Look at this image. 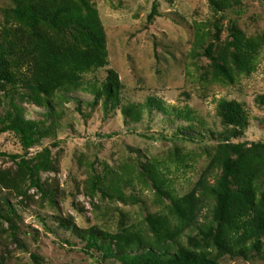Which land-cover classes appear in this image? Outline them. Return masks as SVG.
Returning a JSON list of instances; mask_svg holds the SVG:
<instances>
[{"label":"rangeland","instance_id":"obj_1","mask_svg":"<svg viewBox=\"0 0 264 264\" xmlns=\"http://www.w3.org/2000/svg\"><path fill=\"white\" fill-rule=\"evenodd\" d=\"M93 1L107 35L109 64L88 73L85 79L100 84L108 71H115L123 86L122 104L106 111L100 101L94 103L93 94L74 91L70 97L75 99L59 104L63 113L56 134L44 138L27 152L15 133L0 134L3 153L34 158L47 148L53 165L51 170L40 172V187H37L23 180L20 157L16 160L0 153V176L14 179L24 191L19 196L0 182V196H7L18 213L15 224L22 243L14 240L10 223L2 220L0 264H120L115 258L104 259L101 252L88 249L81 234L96 225L118 232L122 212L126 216L124 222L146 226L147 214L167 209L170 199H163V204L156 201V189L142 175L147 162L162 164L176 195L189 192L222 141L219 135L225 129L219 113L222 99L237 101L248 115L247 129L231 141L246 142L249 146L264 143V48L255 71L250 74L242 72L230 56L229 68L235 73V80L230 81L215 73L212 60L204 52L210 40L203 48L195 41L196 24H201L212 36L216 32L214 23L219 19L222 31L218 42L222 50L228 49L233 40L230 33L233 23L246 37H262L264 0H241L239 5L217 13L209 0ZM155 3L158 15L150 21ZM14 6V0H0V31L7 24L4 11ZM230 50H233L231 46ZM17 73L26 82L36 79L35 67L29 63L17 69ZM18 89L26 92L23 87ZM27 93V97L33 99L31 91ZM1 94L4 96L5 92ZM149 98L163 100L170 106L190 108L195 117L193 122L209 137L175 138L173 132L178 126L191 121L172 120L155 108L154 111L148 109L139 122H132L123 114L122 106L143 103ZM1 99L0 113L3 114L5 99ZM22 106L29 119H46V108L28 101ZM45 122L49 124L50 118ZM114 172L123 179L122 188L127 196L137 195L139 203L130 198L123 203L103 196L101 187H106L104 184H108ZM220 173L221 170L215 172ZM97 178L102 180L101 186L98 184L99 189L90 196L86 191L95 189L92 182ZM209 180L215 183L216 178ZM211 213L205 208L203 216L208 215V220H212ZM61 221L72 224L71 230ZM182 241L187 242V232ZM221 261L264 264V259L259 258L245 260L224 256Z\"/></svg>","mask_w":264,"mask_h":264},{"label":"trees","instance_id":"obj_2","mask_svg":"<svg viewBox=\"0 0 264 264\" xmlns=\"http://www.w3.org/2000/svg\"><path fill=\"white\" fill-rule=\"evenodd\" d=\"M15 6L4 11L7 24L0 31V105L4 98V113H0V134L15 133L27 152L44 138L56 134L62 116L59 104L74 91L91 93L94 103L99 101L109 109L122 104L123 86L115 71L100 84L85 79L109 64L107 35L97 5L93 0H14ZM213 10L226 12L239 5L241 0H209ZM158 15L155 3L149 20ZM12 22V25L9 23ZM222 21L214 23L216 32L211 36L201 24L195 25L197 45H205L204 52L212 60L217 75L230 81L235 80L233 69L229 68V57L240 65L242 72L252 73L256 69L264 35L260 38L246 37L233 23L230 26L233 50H222L218 42ZM215 40H212V39ZM220 47L221 49H218ZM231 59V60H232ZM34 65L36 79L26 82L17 69L24 64ZM22 84V85H21ZM10 87V88H9ZM23 87L26 92L19 91ZM33 99H29L27 91ZM5 92L3 96L1 93ZM2 95V96H1ZM56 100V101H55ZM24 101L46 108L45 120L29 119L22 106ZM264 102V99H262ZM81 102V101H80ZM61 105V104H60ZM172 117L191 121L181 124L173 132L177 139H206L192 115L193 111L167 105L163 100L149 98L143 103L122 106L123 114L132 122H139L148 109H155ZM154 113V112H153ZM219 113L225 129L219 134L222 141L211 153L208 166L202 171L194 187L182 196L174 193L173 183L162 170L158 161L147 162L143 176L157 191L156 201L164 203L170 199L167 209L147 214L146 226L124 222L120 217V230L112 232L101 226H94L81 235L87 241V248L101 252L104 259L115 258L120 264H226L224 256L231 258L264 259V143H234L232 137H239L248 127V115L237 101L222 99ZM203 126V123L200 121ZM200 125V126H201ZM190 131V134L181 132ZM212 135L215 133L212 131ZM2 155H8L0 150ZM19 161L22 177L31 185L40 187L39 174L51 170L49 150L44 149L34 158L8 155ZM221 170L219 175L215 174ZM216 178L215 183L210 178ZM97 178L92 182L95 189L87 192L94 196L101 186ZM122 178L113 173L106 187H101L103 196L110 200L126 203L132 199L139 203L137 195L127 196L122 188ZM4 187L15 190L22 196V188L8 177L0 176ZM205 208L212 212V220L203 216ZM18 215L7 196H0V223L8 221L11 234L20 245L15 217ZM201 217L206 220L201 221ZM61 224L71 230L72 224ZM77 231L76 229H72ZM187 232V242L182 237ZM35 260L38 257L33 256ZM40 260V259H39Z\"/></svg>","mask_w":264,"mask_h":264}]
</instances>
